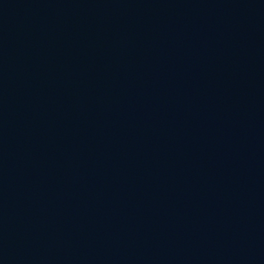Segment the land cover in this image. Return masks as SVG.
I'll use <instances>...</instances> for the list:
<instances>
[{
	"label": "water",
	"instance_id": "obj_1",
	"mask_svg": "<svg viewBox=\"0 0 264 264\" xmlns=\"http://www.w3.org/2000/svg\"><path fill=\"white\" fill-rule=\"evenodd\" d=\"M0 264H264V0H0Z\"/></svg>",
	"mask_w": 264,
	"mask_h": 264
}]
</instances>
